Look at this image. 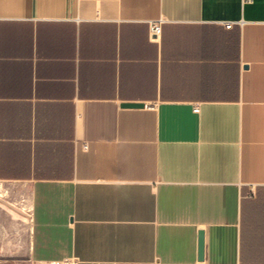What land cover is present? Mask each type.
Returning <instances> with one entry per match:
<instances>
[{"label":"crops","instance_id":"1","mask_svg":"<svg viewBox=\"0 0 264 264\" xmlns=\"http://www.w3.org/2000/svg\"><path fill=\"white\" fill-rule=\"evenodd\" d=\"M6 217L27 264H264V0H0Z\"/></svg>","mask_w":264,"mask_h":264},{"label":"rangeland","instance_id":"2","mask_svg":"<svg viewBox=\"0 0 264 264\" xmlns=\"http://www.w3.org/2000/svg\"><path fill=\"white\" fill-rule=\"evenodd\" d=\"M29 233L9 217L0 221V264H27Z\"/></svg>","mask_w":264,"mask_h":264},{"label":"water","instance_id":"3","mask_svg":"<svg viewBox=\"0 0 264 264\" xmlns=\"http://www.w3.org/2000/svg\"><path fill=\"white\" fill-rule=\"evenodd\" d=\"M123 107L142 108L144 104H124ZM204 259V233L200 232L199 235V260Z\"/></svg>","mask_w":264,"mask_h":264},{"label":"built area","instance_id":"4","mask_svg":"<svg viewBox=\"0 0 264 264\" xmlns=\"http://www.w3.org/2000/svg\"><path fill=\"white\" fill-rule=\"evenodd\" d=\"M161 32H162V27H161L160 22L151 24L150 33L152 37L159 36ZM195 112H199V109L196 108Z\"/></svg>","mask_w":264,"mask_h":264}]
</instances>
